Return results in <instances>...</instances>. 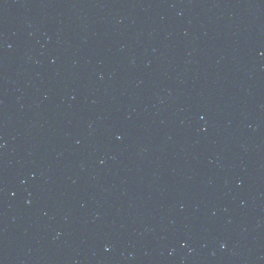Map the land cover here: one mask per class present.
I'll return each mask as SVG.
<instances>
[{"label":"water","instance_id":"obj_1","mask_svg":"<svg viewBox=\"0 0 264 264\" xmlns=\"http://www.w3.org/2000/svg\"><path fill=\"white\" fill-rule=\"evenodd\" d=\"M0 264H264V0H0Z\"/></svg>","mask_w":264,"mask_h":264}]
</instances>
